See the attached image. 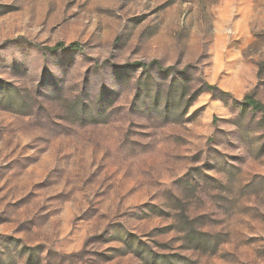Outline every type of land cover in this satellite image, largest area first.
<instances>
[{
	"label": "rangeland",
	"instance_id": "rangeland-1",
	"mask_svg": "<svg viewBox=\"0 0 264 264\" xmlns=\"http://www.w3.org/2000/svg\"><path fill=\"white\" fill-rule=\"evenodd\" d=\"M249 93L264 0H0V264H264Z\"/></svg>",
	"mask_w": 264,
	"mask_h": 264
},
{
	"label": "trees",
	"instance_id": "trees-1",
	"mask_svg": "<svg viewBox=\"0 0 264 264\" xmlns=\"http://www.w3.org/2000/svg\"><path fill=\"white\" fill-rule=\"evenodd\" d=\"M80 44L78 42H72L69 45H67L65 42H60L57 45L50 47V49L52 50H59V49H64V48H71V49H79ZM139 65H141L142 67H146L148 68L149 66H160V62L158 60H154L151 64H145V63H137ZM163 70V68H161ZM175 67H167L164 69V71H174ZM178 76L177 74L175 75V77ZM178 78V77H176ZM171 90H174L173 85L170 87ZM219 88L217 86H214L212 84H209L208 82H205L204 86H202L201 88H199L187 101V104L185 106L184 112L187 111V109L193 104L194 100L200 95V93L204 92V91H211V92H215L218 91ZM225 93V92H224ZM243 105L248 107L251 106L253 109L260 111L263 115V120H264V103L259 100L254 94L249 93L245 96L244 98V102ZM158 260H153L151 263L155 264L157 263ZM161 264H166V262L164 260L161 261Z\"/></svg>",
	"mask_w": 264,
	"mask_h": 264
}]
</instances>
